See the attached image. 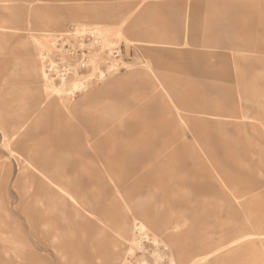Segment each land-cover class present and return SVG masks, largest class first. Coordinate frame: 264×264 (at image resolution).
I'll list each match as a JSON object with an SVG mask.
<instances>
[{"label":"rangeland","instance_id":"374dc122","mask_svg":"<svg viewBox=\"0 0 264 264\" xmlns=\"http://www.w3.org/2000/svg\"><path fill=\"white\" fill-rule=\"evenodd\" d=\"M0 26V264H264V0H0ZM71 28L87 86L36 80Z\"/></svg>","mask_w":264,"mask_h":264},{"label":"built area","instance_id":"2783aa9c","mask_svg":"<svg viewBox=\"0 0 264 264\" xmlns=\"http://www.w3.org/2000/svg\"><path fill=\"white\" fill-rule=\"evenodd\" d=\"M100 41L93 30H88L85 35L77 36L73 28L55 37L52 49L41 57L49 82L62 84L75 75L87 72L92 62L90 46H96ZM111 53L117 56V49H111Z\"/></svg>","mask_w":264,"mask_h":264},{"label":"crops","instance_id":"0c3cea01","mask_svg":"<svg viewBox=\"0 0 264 264\" xmlns=\"http://www.w3.org/2000/svg\"><path fill=\"white\" fill-rule=\"evenodd\" d=\"M3 9H9V8L8 7L7 8L4 7ZM69 16L72 17L73 19H75L77 21H81V22L82 21H86V22H88V21H97V20L113 19L114 18L113 15H69ZM63 18H64V15H42V16L38 15L37 18H36L37 19L36 21H37V24L41 28H49V27H52V26H57L61 22V20ZM1 27L2 26H0V29H1ZM117 30H119V33H120V36H121L122 39L120 40L118 37L117 38L122 42V44L124 46H126L128 41L123 37V33L121 31V28H118ZM114 31L115 30H106L105 32H106L107 36H112V37L115 36L116 37V35H114ZM32 73H33V77H35L36 80L40 79L42 81V83H46L45 81H43V78L41 77L39 68H33L32 69ZM80 79L81 78H77L76 80H80ZM74 80L75 79L71 80L68 84L72 83ZM81 80L83 81V79H81ZM86 81H88V80H86ZM83 82H85V81H83ZM42 89H43V86H42ZM218 90L224 92V94L226 95L225 98H224L225 101H233V98H234L233 97V93H234L233 90H231L230 88H221V89H218ZM43 92H44V89H43ZM237 92H240V91H237ZM58 103L66 110L67 113H69V114L72 113V109H71V106H70L69 102H67V101H65L63 99L61 100V98H59ZM211 104H212V111H220L218 113L217 112L216 113H214V112L213 113H209V114L213 115L212 117L217 118L216 121H225V120H229L231 117H235L236 116V115H224V114L221 113V112L225 111L224 106H223L224 103L221 104L219 102L218 103L212 102ZM222 108H223V110H222ZM206 114H208V113H206ZM180 119H182V118L180 117ZM216 123L218 124L219 129H221V130H223V127H221V126L226 125V123H223V122H221V123L220 122H216ZM227 125H229V124H227ZM11 134H13V135H10V134H6V135L9 136L10 139L13 140V139H15L18 136L19 130L17 129ZM4 138H5V135H4ZM24 152H25V155L20 156V159H21V164H23V162H24L23 166L25 167V169L30 167V168H33L35 170L46 171L47 173H49V171L45 170V168L43 167L42 163H44V162L36 159V155L34 154V152L32 150H26ZM150 158H153V157L152 156H148L147 160H145L144 163H154L156 161V159H158L157 156H154V159H150ZM42 159L45 160V157L42 158ZM62 162L65 163V164L67 163L68 165H70V167H68L70 172L73 173V171H75L78 174L77 177L79 176L81 167L78 165V163H76L75 161H70V160H62ZM26 165L28 166L27 168H26ZM48 177L51 178L50 176H48ZM63 188H66L67 190H69L68 187H66V186L63 187ZM67 194L69 195V194H71V192L68 191Z\"/></svg>","mask_w":264,"mask_h":264},{"label":"bare ground","instance_id":"6f19581e","mask_svg":"<svg viewBox=\"0 0 264 264\" xmlns=\"http://www.w3.org/2000/svg\"><path fill=\"white\" fill-rule=\"evenodd\" d=\"M79 32H83L84 31V29H77ZM91 30H93L96 34H98V31L95 29V28H91ZM112 36H107V39H106V42L107 43H109L110 41H109V38H111ZM115 37V36H114ZM117 38V37H116ZM119 40V39H118ZM120 44H122V42L120 41ZM123 45V44H122ZM42 71H41V75L44 77V79H43V81H45L47 84H49V85H53V83H51V82H49V80L47 79V77H46V75H45V72H44V70L43 69H41ZM75 79H77V78H75ZM71 80H69V81H66V82H64V83H62V84H60V86H64V85H67L69 82H70ZM86 82V84H85V86H87V83H88V81H85ZM53 90L54 91H56V93H58V94H60V91H59V89H57V88H53ZM5 139H7L8 141L9 140H11L10 139V137L9 136H7L6 134H5ZM62 190V192L63 193H65L66 195H68L67 194V190H63V189H61ZM69 198L73 201V202H75V198L73 197V195H71V194H69ZM258 230V229H257ZM264 231V230H263ZM252 237H255L256 238V240L258 239H262V238H264V235L263 234H256V235H254V236H252ZM247 238V237H246ZM243 238H239L238 240H236L235 241V243H237V242H240L241 243V240H242ZM8 241V240H7ZM245 242V241H244ZM4 243H6V242H4ZM6 245V244H5ZM231 246V245H230ZM238 246V245H237ZM234 247H236V246H234ZM263 247V246H262ZM222 249H218V250H216V251H212V252H209L208 254H206V258L204 259V260H207L208 258H211V256L214 254L215 255V253H217V252H219V251H221ZM16 251V250H15ZM254 251H255V253L260 257L261 255H263L264 253H263V250L261 249V248H258L257 246L254 248ZM254 253V252H253ZM254 253V254H255ZM190 264H192V263H190Z\"/></svg>","mask_w":264,"mask_h":264}]
</instances>
